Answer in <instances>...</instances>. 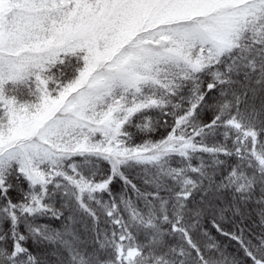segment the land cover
Listing matches in <instances>:
<instances>
[{
    "label": "snow or ice",
    "instance_id": "obj_1",
    "mask_svg": "<svg viewBox=\"0 0 264 264\" xmlns=\"http://www.w3.org/2000/svg\"><path fill=\"white\" fill-rule=\"evenodd\" d=\"M0 264H264V0H0Z\"/></svg>",
    "mask_w": 264,
    "mask_h": 264
}]
</instances>
